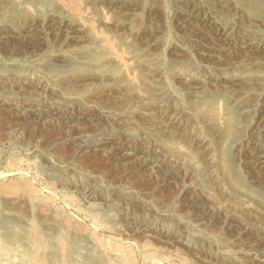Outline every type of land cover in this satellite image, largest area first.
Wrapping results in <instances>:
<instances>
[{
    "label": "rangeland",
    "instance_id": "obj_1",
    "mask_svg": "<svg viewBox=\"0 0 264 264\" xmlns=\"http://www.w3.org/2000/svg\"><path fill=\"white\" fill-rule=\"evenodd\" d=\"M0 264H264V0H0Z\"/></svg>",
    "mask_w": 264,
    "mask_h": 264
}]
</instances>
